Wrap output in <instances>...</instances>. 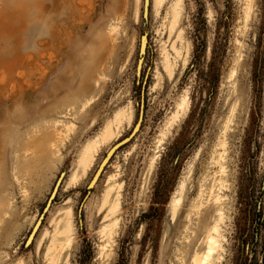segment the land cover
Returning <instances> with one entry per match:
<instances>
[{"label":"rangeland","instance_id":"rangeland-1","mask_svg":"<svg viewBox=\"0 0 264 264\" xmlns=\"http://www.w3.org/2000/svg\"><path fill=\"white\" fill-rule=\"evenodd\" d=\"M142 4L0 0V264H264V0Z\"/></svg>","mask_w":264,"mask_h":264},{"label":"water","instance_id":"water-1","mask_svg":"<svg viewBox=\"0 0 264 264\" xmlns=\"http://www.w3.org/2000/svg\"><path fill=\"white\" fill-rule=\"evenodd\" d=\"M148 2L149 0H143V6H142V17L144 19H146L147 14H148ZM141 44H140V48H139V53H138V61H137V65H136V75L138 76L140 74V68H141V63H142V58L145 52V48H146V35L142 34L141 35ZM141 116H142V106L141 103L139 105V111H138V117H137V121L134 124L133 128L131 129V131L128 133V135H126L125 137H123L122 139H120L119 141H117L116 143H114L105 153V156L103 157V159L101 160V162L98 165V168L96 169L93 177L89 180V182L87 183L86 189L88 193V190L91 189L94 184L96 183L98 177L100 176L101 172L103 171L104 166L107 164V162L109 161L110 157L114 154V152L120 148L121 146H123L124 144H126L127 142L130 141V139L136 134V132L138 131L139 127H140V120H141ZM62 176L63 173H60V175L57 177L54 186L50 192V195L44 205L43 208V212L42 214H40L38 220L35 222L28 238H27V242H30V240L32 239L34 232L37 230L41 219L43 218V213L48 209L52 198L54 197L56 191H57V187L60 185L61 181H62ZM81 204L82 202L79 204L78 206V219H79V223L81 222V218H80V208H81Z\"/></svg>","mask_w":264,"mask_h":264},{"label":"bare ground","instance_id":"bare-ground-1","mask_svg":"<svg viewBox=\"0 0 264 264\" xmlns=\"http://www.w3.org/2000/svg\"><path fill=\"white\" fill-rule=\"evenodd\" d=\"M142 6H143V4H142ZM48 16H49V14H48L47 10L44 7V0H38V21H39V25H41V26L43 25L45 27L48 26L49 31H50L49 34H51L53 32L52 31V25L51 24H48V25L46 24V22L49 20V19H47ZM66 18H67V13H66V16L63 18V20H61V22H64L66 20ZM63 29H64V27H63ZM42 34H43V32H42ZM40 38H42V37H40ZM102 39L100 40V48H102V46L104 47V40H102ZM141 40H143V39H141V36H140L139 45H138V53H139V48H140ZM45 42H43V40H42V42L39 43V46H41ZM71 46L73 48L75 47V49L77 50L80 47V42H77L75 44L74 43H71ZM102 60H103V57L100 54L98 56H96V57H92L91 60H90V62L92 64V67L91 68H93V66L95 68L96 65L99 64V63H101ZM136 65H137V63H136ZM81 89L84 90V87H81ZM104 156H105V154H104ZM103 157H102V159H103ZM101 160H100V162H101ZM97 168H98V166H97ZM96 169H95V171H96ZM95 171L93 172L91 178L93 177ZM220 218L221 217H219V219ZM217 232H218V225L217 224H214L212 226V228H211V233L206 238V248L201 253V256L198 258L197 263L195 262L194 264H210V260H211V258L213 256L214 249H215V246H216V237L215 236H216Z\"/></svg>","mask_w":264,"mask_h":264}]
</instances>
